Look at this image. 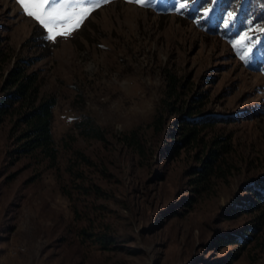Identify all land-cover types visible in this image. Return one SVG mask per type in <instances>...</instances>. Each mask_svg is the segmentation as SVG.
Returning a JSON list of instances; mask_svg holds the SVG:
<instances>
[{
    "label": "rangeland",
    "instance_id": "obj_1",
    "mask_svg": "<svg viewBox=\"0 0 264 264\" xmlns=\"http://www.w3.org/2000/svg\"><path fill=\"white\" fill-rule=\"evenodd\" d=\"M97 2L78 27L49 39L17 0H0L2 69L7 73L17 57L34 61L28 72L37 74L39 97L55 99L56 150L53 164L39 153H17V116L0 118V264L225 259L236 246L221 247V237L256 226L264 210V203L255 212L244 209L255 202L252 191L264 190L257 186L264 180V32L257 23L264 8L251 1L254 23L240 19L248 0H195L179 12L176 0ZM206 8L212 9L207 16ZM225 19H232L227 27ZM245 35L251 41L241 47ZM164 72L180 86L174 113L163 109ZM2 88L0 79V96ZM189 112L195 120L220 122L202 129L199 145L179 148ZM132 132L143 159L124 143ZM216 137L231 138L225 176L193 193L202 147ZM76 152L89 165H76ZM68 166L82 175L78 181ZM81 230L121 237L115 249L103 251L91 240L81 242ZM232 264H264V224Z\"/></svg>",
    "mask_w": 264,
    "mask_h": 264
},
{
    "label": "trees",
    "instance_id": "obj_2",
    "mask_svg": "<svg viewBox=\"0 0 264 264\" xmlns=\"http://www.w3.org/2000/svg\"><path fill=\"white\" fill-rule=\"evenodd\" d=\"M233 0H222V2L228 3ZM240 3V0H234ZM251 1L248 0V5L242 12L241 21H249L256 23V19L251 17V13L256 12V9L251 10ZM255 0L258 7L264 8V0ZM221 7V6H220ZM262 24L264 27V17L257 23ZM34 47V46H33ZM2 59V52L0 50V79H3V93L0 96V118L5 117L8 114L12 116L16 115L15 120L16 129H19L17 134L18 149L17 153L22 155H34L36 153L42 154L44 158L48 159L51 164L56 161V150L54 149V143L51 134V124L53 120V107L55 106V99L52 97L41 99L39 97V84L36 73L28 72V69L34 63L33 60L17 57L13 63V66L7 73L2 69L4 63ZM165 74V97L163 100V109L168 113H174L173 103L179 97L178 80L170 72H164ZM192 109V108H191ZM191 112L188 113L187 119L184 122L181 139L177 143L179 148H185L193 145H199L202 129L207 127H213L216 122H220L214 117H203L201 119H192ZM162 116L160 113L153 124L154 130L157 132L161 129ZM1 123V120H0ZM88 126V125H86ZM90 130V129H89ZM161 131V130H160ZM93 132V136L98 140H103V135L99 131H86V134ZM124 143L133 150V153L138 157L145 158L144 147L140 142L137 133L132 132L131 135L124 137ZM230 137H216L211 142L202 147V154L199 158V167L193 171V179L190 182L193 193L205 191L213 180L225 176L226 156L230 154ZM88 164V160L82 156L79 152L75 153L74 162L78 165L79 162ZM89 165V164H88ZM76 167V166H75ZM228 167V166H227ZM72 166H68L67 171L69 174L74 175V179L78 181L82 177ZM79 175V176H78ZM264 178V177H263ZM77 185L74 186V191L78 195V190L81 189ZM264 189V180L259 181V185ZM249 190H251L249 188ZM64 191V192H63ZM252 191V190H251ZM96 192V191H95ZM63 195L72 200L69 190H62ZM255 202L247 203L244 208L246 212H255L258 210L260 204L264 203V190L252 191ZM95 195L100 196L99 189ZM193 199L188 198L184 201L187 207L192 206ZM240 209V206L238 207ZM74 219L78 222V210L74 206L72 211ZM259 223L256 226H251L239 230L232 234H227L221 237L220 246L226 247L228 245H235V252L227 255L225 259L216 261L214 264H232L240 257V250L245 249L254 240L255 237L261 233L262 224H264V210L259 215ZM80 238L82 242L84 239L91 240L97 244L100 250L106 251L109 249H115V244L121 236H112L108 234H94L81 230L77 233V238Z\"/></svg>",
    "mask_w": 264,
    "mask_h": 264
},
{
    "label": "snow or ice",
    "instance_id": "obj_3",
    "mask_svg": "<svg viewBox=\"0 0 264 264\" xmlns=\"http://www.w3.org/2000/svg\"><path fill=\"white\" fill-rule=\"evenodd\" d=\"M17 2L26 15L34 18L47 29L49 39L68 34L73 28L78 27L93 9L100 6L97 0H17ZM134 2L143 5L145 0H134ZM194 2L195 0H176V3L180 5L177 11L186 10L190 3ZM211 11L212 9L206 8L205 16ZM227 15L232 18L234 13L229 12ZM231 23L232 19L224 20L225 27ZM260 31L264 32V27ZM250 41L251 38L245 35L241 37L239 43L241 47H244ZM234 46H236L235 42ZM243 58L244 56H242Z\"/></svg>",
    "mask_w": 264,
    "mask_h": 264
}]
</instances>
